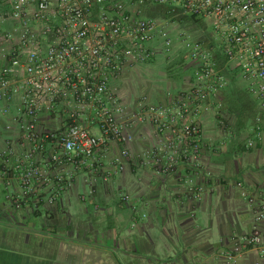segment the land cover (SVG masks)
Segmentation results:
<instances>
[{
    "label": "built area",
    "instance_id": "2783aa9c",
    "mask_svg": "<svg viewBox=\"0 0 264 264\" xmlns=\"http://www.w3.org/2000/svg\"><path fill=\"white\" fill-rule=\"evenodd\" d=\"M148 6L204 20L213 46L194 44L195 74L179 93H166L168 104L142 96L131 107L118 82L174 48L170 20L145 16ZM214 46L246 90L264 103V0H0V125L10 119L17 135L4 141L1 175L6 178L13 169L20 181V194L10 198L13 208H23L39 181L56 191L71 186L69 178L53 180L38 166L36 154L50 145V161L75 171L93 165L97 152L111 142L126 147L117 162L133 161L160 175L184 164L196 171L204 148L200 119L209 110L208 100L229 85L217 68ZM140 124L152 127L158 143L135 158L128 147L130 129ZM252 133L249 149L264 144L262 126ZM238 187L254 206L256 221L264 222V202L242 182ZM189 192L200 201L204 188L191 183ZM55 201L53 196L50 202ZM241 244L264 258V229L254 228ZM223 256L227 264L237 262L230 252Z\"/></svg>",
    "mask_w": 264,
    "mask_h": 264
},
{
    "label": "crops",
    "instance_id": "0c3cea01",
    "mask_svg": "<svg viewBox=\"0 0 264 264\" xmlns=\"http://www.w3.org/2000/svg\"><path fill=\"white\" fill-rule=\"evenodd\" d=\"M190 72L193 77L195 69ZM128 73L118 85L125 84ZM122 94L133 107L137 97L133 101L132 95ZM214 100H208L209 110L199 122L204 148L196 171L184 164L172 174L160 175L133 161L117 162L126 147L113 142L97 152L93 165L75 171L50 161V145L36 154L38 166L53 180L69 178L71 186L56 191L55 185L39 181L32 196L37 199H28L20 210L10 200L21 192L19 179L0 173V235L13 233L16 252L31 264H227L223 253L229 250L237 252L235 264H264L258 250L241 244L254 228L264 229V222L256 221L254 206L241 197L238 187L242 182L264 202V144L247 147L253 128L264 129V103L253 100L257 118L243 129L228 126L219 115L221 101ZM153 102L169 103L164 93ZM9 122L0 125V152L2 142L17 139ZM130 133L128 147L135 158L158 143L149 124L133 126ZM191 183L203 186L200 201L189 192ZM126 194L131 197L128 203L122 200ZM53 196L56 201L51 203ZM37 200L43 203L38 217ZM22 236L28 245L22 246Z\"/></svg>",
    "mask_w": 264,
    "mask_h": 264
},
{
    "label": "rangeland",
    "instance_id": "374dc122",
    "mask_svg": "<svg viewBox=\"0 0 264 264\" xmlns=\"http://www.w3.org/2000/svg\"><path fill=\"white\" fill-rule=\"evenodd\" d=\"M157 18L165 19L164 17ZM169 22L172 25L173 50L136 67L125 77V84L119 83L118 85L123 93L132 95L133 101L136 97L139 99L141 96H146L153 102L157 96L160 97L163 93L165 95L169 90L173 92V87L179 86L181 88L192 76L191 69H195L198 65V62L194 61L192 56L194 44L199 43L204 47L213 44L212 29L204 20L197 26H182L172 20ZM234 94L232 90L231 96L225 98V94L222 92L215 100L221 102L225 100L228 103L227 107L230 105L235 106L232 100ZM237 113L238 111L235 108L231 110V114L227 111V108H224V112L222 111L219 115L223 117L228 126L232 127V125L236 126L238 123Z\"/></svg>",
    "mask_w": 264,
    "mask_h": 264
},
{
    "label": "trees",
    "instance_id": "16d2710c",
    "mask_svg": "<svg viewBox=\"0 0 264 264\" xmlns=\"http://www.w3.org/2000/svg\"><path fill=\"white\" fill-rule=\"evenodd\" d=\"M145 13L148 16L154 17V18L164 17L165 19L175 21L182 26H193V25L197 26V24H200L203 21L202 19H199L196 17H190V16L183 15L178 10L173 11L170 8L164 7V6H148L146 7ZM211 45L212 44H210L209 46ZM212 51H213L214 60L216 62L218 70L221 72L222 75H224L229 80V85L223 92L225 94V98H228L229 96H231L232 90L236 94V95L234 94V96L232 97V100L234 101L235 106L230 105L229 107H227L228 103L224 100L221 102L222 111L224 112V108H227V111L231 114V110H234L235 108L238 111L237 125L240 128L244 129L248 127L249 125H251V123L254 122L257 118V113L255 112V108L252 105L253 100L255 98L246 90L245 86L240 82L237 72L232 71L227 66L226 58L224 54L222 53V51L218 47L216 49L215 46ZM3 168H4V164L1 161L0 162V173H2ZM14 175H15L14 170L10 169L6 179H9L10 177ZM30 198L37 199V196L30 197ZM36 202L37 203H36V207L34 208V214L36 217H38L41 215L40 208H42L43 203L40 202L39 200H37ZM228 252L232 253L233 255H236L237 253V252L230 251V250Z\"/></svg>",
    "mask_w": 264,
    "mask_h": 264
},
{
    "label": "flooded vegetation",
    "instance_id": "af4514ba",
    "mask_svg": "<svg viewBox=\"0 0 264 264\" xmlns=\"http://www.w3.org/2000/svg\"><path fill=\"white\" fill-rule=\"evenodd\" d=\"M13 235V237H12ZM16 236L14 234L4 233L0 235V264H31L28 257L19 254L16 251ZM22 246L28 245L26 236H22Z\"/></svg>",
    "mask_w": 264,
    "mask_h": 264
}]
</instances>
